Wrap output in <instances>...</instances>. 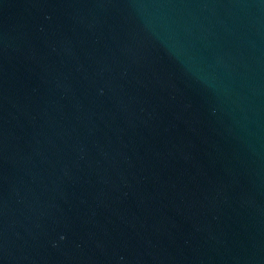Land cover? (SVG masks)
<instances>
[{
	"label": "water",
	"instance_id": "obj_1",
	"mask_svg": "<svg viewBox=\"0 0 264 264\" xmlns=\"http://www.w3.org/2000/svg\"><path fill=\"white\" fill-rule=\"evenodd\" d=\"M0 264H264V0H0Z\"/></svg>",
	"mask_w": 264,
	"mask_h": 264
}]
</instances>
